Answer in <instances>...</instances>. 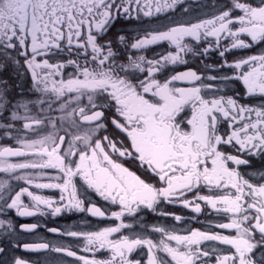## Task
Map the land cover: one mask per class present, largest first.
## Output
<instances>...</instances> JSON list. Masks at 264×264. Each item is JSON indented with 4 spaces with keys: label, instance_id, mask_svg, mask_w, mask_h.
Here are the masks:
<instances>
[{
    "label": "snow or ice",
    "instance_id": "6c2138e0",
    "mask_svg": "<svg viewBox=\"0 0 264 264\" xmlns=\"http://www.w3.org/2000/svg\"><path fill=\"white\" fill-rule=\"evenodd\" d=\"M9 71L36 96L0 78V264H264V0H0ZM74 212L111 223L11 218Z\"/></svg>",
    "mask_w": 264,
    "mask_h": 264
},
{
    "label": "flooded vegetation",
    "instance_id": "af4514ba",
    "mask_svg": "<svg viewBox=\"0 0 264 264\" xmlns=\"http://www.w3.org/2000/svg\"><path fill=\"white\" fill-rule=\"evenodd\" d=\"M160 20L162 23H168L167 19H165L164 16L160 17ZM136 27L135 23L128 24L126 21H119L116 23V25L113 28L114 33H119V34H127L130 33L133 28ZM166 46H157L155 49L156 52H160L165 50ZM149 55L152 54L151 51L148 53ZM229 59H232V56H229ZM220 58L218 55L213 53L211 57L209 58L208 62L209 63H218ZM198 63L196 62H191L187 67H192L196 68L198 67ZM182 70V68L180 69ZM0 78L9 80L10 82V87H11V95L12 97H15L16 99H19L21 94L24 96H28L31 98H35L36 94L31 91L32 88V82H31V77L27 73L24 75H21L20 77H17L16 73L14 71H9L8 73L0 74ZM240 90V85L237 84L235 87L231 89L232 93H235L236 91ZM84 127L80 129V131H83ZM256 167L260 166L259 161L254 162ZM241 170L245 171L244 166H241ZM47 194L49 195H58V193H51L48 192ZM99 203H103L102 201H99ZM171 211H175L178 213L184 214L186 217H191L193 214L182 208H169ZM11 218L14 222V224L17 226V231H19V225L24 224V223H33L39 221L41 224H47L49 227H57L60 229H64L67 227H71L73 229H79V228H85V229H94L97 227H103L108 224H110V221L107 220H101V219H96L88 216L86 213H72V214H65L60 217L56 218H41V217H31V218H19L15 217V214H11ZM158 219H161L152 213H147L145 220L147 223L152 224L155 223ZM201 221H206V220H216L219 219L218 217L215 216H207L206 214L201 215L199 218ZM167 223L172 224L174 221L171 219H168ZM189 226L192 228H198V229H205L208 227L207 223H198L195 221H190ZM21 241L23 242H39L40 240L47 238V239H55L52 234L48 233L44 227H40L36 230L35 233H20ZM10 255H16L18 257L27 259L31 261V264H44V255L42 253H30L26 252L23 250V248H14L11 249ZM70 259V258H69Z\"/></svg>",
    "mask_w": 264,
    "mask_h": 264
}]
</instances>
